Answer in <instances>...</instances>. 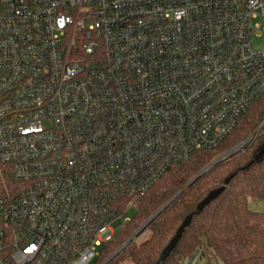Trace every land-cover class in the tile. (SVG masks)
<instances>
[{
  "label": "built area",
  "instance_id": "built-area-1",
  "mask_svg": "<svg viewBox=\"0 0 264 264\" xmlns=\"http://www.w3.org/2000/svg\"><path fill=\"white\" fill-rule=\"evenodd\" d=\"M255 38L264 0H0V264H95L264 93Z\"/></svg>",
  "mask_w": 264,
  "mask_h": 264
},
{
  "label": "trees",
  "instance_id": "trees-1",
  "mask_svg": "<svg viewBox=\"0 0 264 264\" xmlns=\"http://www.w3.org/2000/svg\"><path fill=\"white\" fill-rule=\"evenodd\" d=\"M264 93L242 115L237 128L217 149L196 151L187 160L173 163L142 194L134 196L136 211L126 225L117 226L111 242L101 247L95 264H102L168 200L176 198L148 225L150 236L133 239L107 264H156L164 248L187 216L213 190L224 191L191 224L165 264H185L187 258L216 260L218 264H264V210L249 207V200L264 201ZM242 149L218 163L194 183L200 172L238 144ZM132 196L118 200L121 209ZM220 263H219V262ZM208 264V263H206Z\"/></svg>",
  "mask_w": 264,
  "mask_h": 264
},
{
  "label": "water",
  "instance_id": "water-1",
  "mask_svg": "<svg viewBox=\"0 0 264 264\" xmlns=\"http://www.w3.org/2000/svg\"><path fill=\"white\" fill-rule=\"evenodd\" d=\"M255 138L252 137L249 140H245L244 142L238 144L225 154L221 155L218 159H216L214 162H212L208 167H206L202 172H200L195 178H193L189 185L194 183L198 178H200L203 174L210 171L212 168H214L218 163L230 158L235 153H237L242 147L247 144L249 141H252ZM264 154V147L257 155V158H259L261 155ZM225 189V186H221L213 191H211L197 206L196 211L194 214H200L206 206H208L213 200H215ZM178 194L173 196L170 200H168L156 213H154L134 234L133 237L129 238L116 252H114L107 260H105L102 264H107L109 261H111L122 249H124L133 239H137L148 227V225L176 198ZM190 214L186 217L184 222L181 224V226L178 228L176 234L174 237L170 240L168 245L164 248L160 258L156 262V264H165L166 260L169 258L171 253L173 252L174 248L180 241V239L183 236V233L185 229L191 224L193 215Z\"/></svg>",
  "mask_w": 264,
  "mask_h": 264
},
{
  "label": "rangeland",
  "instance_id": "rangeland-1",
  "mask_svg": "<svg viewBox=\"0 0 264 264\" xmlns=\"http://www.w3.org/2000/svg\"><path fill=\"white\" fill-rule=\"evenodd\" d=\"M254 47L256 49H262L264 48V40H259V39H254ZM249 140V139H247ZM219 158V157H218ZM217 158V159H218ZM249 207L252 210L255 211H262L264 210V201L261 199H257V198H251L249 200ZM136 208L135 207H131L130 210L127 213V216L129 217H133L135 214ZM150 236V233L148 231H144L138 238H137V242H142L144 241L146 238H148ZM128 240V239H127ZM126 240V241H127ZM219 262V261H218ZM218 264L216 260H211L210 262L207 260V258L203 257L201 258L197 264ZM220 263V262H219Z\"/></svg>",
  "mask_w": 264,
  "mask_h": 264
}]
</instances>
